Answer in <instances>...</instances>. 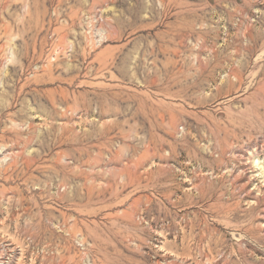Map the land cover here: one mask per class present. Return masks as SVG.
Returning <instances> with one entry per match:
<instances>
[{
    "label": "rangeland",
    "instance_id": "obj_1",
    "mask_svg": "<svg viewBox=\"0 0 264 264\" xmlns=\"http://www.w3.org/2000/svg\"><path fill=\"white\" fill-rule=\"evenodd\" d=\"M0 264H264V0H0Z\"/></svg>",
    "mask_w": 264,
    "mask_h": 264
}]
</instances>
